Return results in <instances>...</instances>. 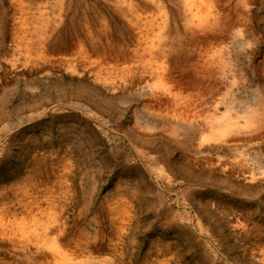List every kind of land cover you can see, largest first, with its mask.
<instances>
[{
  "label": "rangeland",
  "instance_id": "obj_1",
  "mask_svg": "<svg viewBox=\"0 0 264 264\" xmlns=\"http://www.w3.org/2000/svg\"><path fill=\"white\" fill-rule=\"evenodd\" d=\"M0 264H264V0H0Z\"/></svg>",
  "mask_w": 264,
  "mask_h": 264
},
{
  "label": "bare ground",
  "instance_id": "obj_2",
  "mask_svg": "<svg viewBox=\"0 0 264 264\" xmlns=\"http://www.w3.org/2000/svg\"><path fill=\"white\" fill-rule=\"evenodd\" d=\"M86 6V5H85ZM85 6H83V7H85ZM88 6V5H87ZM81 8V7H80ZM87 8V7H86ZM117 8H119V7H117ZM111 10V9H110ZM119 10V9H118ZM122 14H124V13H126V11H124V12H122L121 10H119ZM81 13V12H80ZM92 13V12H91ZM101 13V12H100ZM103 13V12H102ZM97 14V13H96ZM95 14V15H96ZM107 14V13H106ZM108 14H110V13H108ZM117 14V13H116ZM84 15H85V13H84ZM83 15V16H84ZM93 15H94V13H93ZM94 15V16H95ZM100 15V14H99ZM80 16V15H79ZM78 16V17H79ZM86 16V15H85ZM89 16V15H88ZM92 16V15H91ZM90 16V17H91ZM98 16V15H97ZM59 17V16H58ZM82 17V16H81ZM80 17V18H81ZM93 17V16H92ZM106 17H108V16H106ZM122 17V16H121ZM120 17V18H121ZM94 18V17H93ZM88 18H86L85 17V19L83 20V26H81V27H83L82 28V35H81V40H83V39H86V37H87V34H88V31H89V28H90V26L87 28L86 26L88 25V20H87ZM94 19H96V18H94ZM115 20V19H114ZM59 21V20H58ZM91 21V20H90ZM116 21V20H115ZM122 22V21H121ZM126 22V21H125ZM58 23V22H57ZM93 23V22H92ZM120 23V22H119ZM127 23V22H126ZM79 24V23H78ZM96 24V23H95ZM58 25V24H57ZM82 25V24H81ZM93 25H94V23H93ZM79 27H80V25H79ZM78 27V28H79ZM108 28H109V24H108ZM85 29H86V31H85ZM85 31V32H84ZM78 33V32H77ZM93 33V32H92ZM79 35H80V33H79ZM94 36V35H93ZM108 36L109 35H107V33H106V31H101V33L99 34V40L103 43V44H101V45H103V46H101V47H99L100 46V44L99 45H96V43H90L91 44V46H92V49H93V51L94 52H96V53H98L100 56L102 55V56H104V55H111L110 54V52H112L113 51V49H114V46H113V44H111V43H115V42H113V40H108ZM111 36V35H110ZM72 39V38H71ZM70 39V40H71ZM87 40V39H86ZM80 42V41H79ZM119 42V41H118ZM83 43V42H82ZM84 43H86V42H84ZM104 43H107V45H105ZM127 43V42H126ZM125 43V44H126ZM124 44V43H123ZM69 45V44H68ZM105 45V46H104ZM90 46V47H91ZM123 48H124V46H123ZM113 54V53H112ZM109 55H108V57H109ZM111 58H114V57H112V56H110ZM116 57V56H115ZM98 59V58H97Z\"/></svg>",
  "mask_w": 264,
  "mask_h": 264
}]
</instances>
